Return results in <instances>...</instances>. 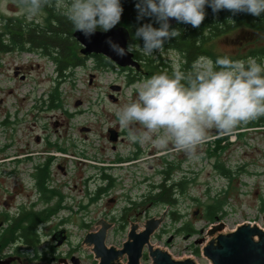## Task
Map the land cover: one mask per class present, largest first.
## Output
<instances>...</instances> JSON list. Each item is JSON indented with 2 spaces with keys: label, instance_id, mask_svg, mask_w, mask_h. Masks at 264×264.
<instances>
[{
  "label": "rangeland",
  "instance_id": "obj_1",
  "mask_svg": "<svg viewBox=\"0 0 264 264\" xmlns=\"http://www.w3.org/2000/svg\"><path fill=\"white\" fill-rule=\"evenodd\" d=\"M0 17L36 23L43 19L40 12L27 17L15 0H0ZM251 38L233 34L220 41L215 51L238 60L246 59L248 49L264 46V33ZM135 52L139 51L134 49L132 53ZM154 56L170 65L167 72L181 70L180 56L176 53L161 50L154 52ZM0 64V213L8 211L17 221L24 214L57 206L59 200L46 205L35 187L36 166H44L48 159H52L48 189L64 197L62 209L37 228L38 243L33 247L10 244L6 255L19 249L18 254L34 264H49L39 263L36 255L47 259L71 255L79 264H98L92 248L79 243L88 233L98 230L94 224L106 215L122 218L131 203L142 201L146 204L141 209L131 208L133 217L127 218L129 223L125 227L119 222L114 228L106 241L108 248L122 249L132 224L143 229L146 221L165 213V221L151 238V245L175 261L189 259L195 264H211L202 255L203 246L196 242L210 241L207 232L213 225H224L221 234L231 233L244 224L264 229V127L239 131L245 132L241 138L235 131L230 136L218 135L198 147L195 159L189 160L184 153L161 154L150 143H130L119 128L115 113L135 98V92L131 89L133 84H128L127 72L117 66L113 70H96L93 62L88 61L83 68L74 70L59 86L62 108L50 110L48 96L58 80L50 60L34 52H15L5 55ZM142 73V79L152 76L143 68ZM113 86L121 87V91L113 92ZM77 103L80 105L76 106ZM210 132L215 135L214 129ZM116 133L113 142L111 136ZM59 147L64 150H58ZM116 163L123 166L110 171L109 165ZM166 163L174 165L173 183L189 182L185 196L177 195L174 209L167 205L146 209L151 186L162 184L159 172L166 169ZM101 164L106 167H100ZM219 164L231 171L230 178L220 174L216 168ZM104 171L116 178L119 188L112 194L114 198L92 202ZM157 191L154 189V193ZM127 196L132 200L130 204L126 203ZM112 199H116L113 204ZM216 201L224 206L217 214L220 219L210 223L206 207ZM173 212L181 217L178 221L172 220ZM185 225H190L197 234L191 236L182 230ZM59 227L67 231L68 241L56 248L51 236ZM121 262L126 264L127 257ZM141 264H152L147 250Z\"/></svg>",
  "mask_w": 264,
  "mask_h": 264
},
{
  "label": "clouds",
  "instance_id": "obj_2",
  "mask_svg": "<svg viewBox=\"0 0 264 264\" xmlns=\"http://www.w3.org/2000/svg\"><path fill=\"white\" fill-rule=\"evenodd\" d=\"M18 3L31 18L39 14L44 0ZM206 6L213 13L264 14V0H137V19L153 18L159 27L145 23L136 29L134 39L142 40V47L130 44L125 49L111 40L109 47L120 57L137 49L142 56L155 58L154 52L181 34L171 28L169 20L198 28ZM122 12L121 0H68L62 10L74 32L85 37L97 30L108 32L120 22ZM131 89L135 98L115 113L126 139L150 143L161 154L184 153L191 160L197 158V149L204 143L218 135L230 136L238 126L264 117V60L199 56L187 70L153 74ZM213 129L215 135L210 132Z\"/></svg>",
  "mask_w": 264,
  "mask_h": 264
},
{
  "label": "trees",
  "instance_id": "obj_3",
  "mask_svg": "<svg viewBox=\"0 0 264 264\" xmlns=\"http://www.w3.org/2000/svg\"><path fill=\"white\" fill-rule=\"evenodd\" d=\"M18 2V0H15ZM68 0H44L43 7L40 11L43 19L40 23L34 21L28 22L23 18H5L0 17V62L5 55L11 53L34 52L39 54L44 59L50 60L55 65L56 73L58 74L57 86L48 96V108L50 110H58L62 108V96L59 93V86L65 82V79L78 68H83L88 61H92L96 70H113V63L108 61L101 55L84 56L81 53V46L75 40L74 30L70 22L62 14V10L67 6ZM137 0H121L123 12L120 22L117 26L124 27L129 32V45H140L142 40L134 39L135 31L138 27L145 23H152L153 27H159L154 22L153 18H144L138 20V12L136 9ZM231 20L232 22H230ZM173 29L180 31V35L175 39L168 40L162 50L174 52L180 56L181 70H187L192 62L199 56H207L215 60L218 56L226 54L217 53V44L231 37L233 34L247 35L248 38L254 39L255 34L264 33V14L260 17H254L246 13L233 15L228 10H221L218 13H213L210 8L205 7V19L198 28H193L191 25L177 23L171 26ZM251 38V39H252ZM128 45V46H129ZM135 58L140 63V69L125 68L122 72L128 74V84H134L143 78L142 68L148 72V75L159 74L171 70L170 65L165 64L159 58L144 57L139 52L134 53ZM248 57H256L259 60H264V46H253L248 49ZM230 59L238 60L233 56L227 55ZM1 66V64H0ZM169 73V72H167ZM171 74V72L169 73ZM43 104L46 102L43 101ZM72 116V115H70ZM7 123V122H6ZM259 127H264V117H260L255 121H250L237 127L235 132L241 138L244 133L242 130H250ZM58 147V146H57ZM58 150H64L58 148ZM211 155V154H210ZM165 170L159 172L163 178L162 184L156 186L158 193L154 195V200L158 204L175 205V198L182 194L185 196L186 186L189 182L183 181L173 183L174 165L166 163ZM51 163L47 161L44 166H36L35 172V187L38 189V194L41 200L49 205L52 201H58L54 208H46L39 213L24 214L20 220H13L11 226L0 237V252L7 246L14 243L16 233H21L26 237V244L33 247L38 243V238L35 235V228L39 223H46L52 216L56 215L61 207L64 197L58 191L48 189L50 185V169ZM220 174L224 178H230L231 171L225 169L223 165L216 166ZM185 180V179H184ZM180 187V189H178ZM180 190V192H179ZM102 190L97 189L96 196L92 202L100 199ZM177 191L179 192L177 194ZM146 204V201L136 204L133 210H138ZM224 204L218 201L214 205L206 207V219L210 223H215L220 218L217 217L219 211L222 210ZM175 208V207H174ZM132 209H125L123 219L127 224V218L130 216ZM172 220L178 221L181 217L173 212L170 214ZM190 233L191 236L197 232L190 226L185 225L182 229ZM27 235V236H25ZM30 236V237H29ZM198 253V252H197Z\"/></svg>",
  "mask_w": 264,
  "mask_h": 264
},
{
  "label": "water",
  "instance_id": "obj_4",
  "mask_svg": "<svg viewBox=\"0 0 264 264\" xmlns=\"http://www.w3.org/2000/svg\"><path fill=\"white\" fill-rule=\"evenodd\" d=\"M177 23L175 19L169 20L170 26ZM73 36L81 46V53L86 57L101 55L120 69H140V63L136 60L134 53H126L120 57L115 55L109 47L108 41L111 40L120 47L127 49L130 36L124 27L116 25L106 33L97 30L89 37H85L81 32L76 31ZM18 75L19 72L16 71L15 77ZM111 90L118 93L121 91V87L113 86ZM110 98L116 101L113 95ZM78 105L80 104L77 103L76 106ZM116 137L117 134L112 135L111 140L115 142ZM164 221L165 213L157 219L153 218L146 221L143 224V229L132 224L122 249H117L106 246L108 232L112 225L101 219L94 224L99 228L98 231L88 233L79 244L92 248L90 251L98 264H123L121 259L124 256L127 257L126 264H141L145 250H147V256L152 264H195L189 259L175 261L168 253L151 245V238ZM223 228V224L213 225L207 232V236L211 237V240L205 243V239H200L196 242V245H204L202 255L205 259L211 264H264V229L256 225L244 224L231 233L221 234ZM58 243L61 245L62 241H58ZM74 264H79V261L74 260Z\"/></svg>",
  "mask_w": 264,
  "mask_h": 264
},
{
  "label": "flooded vegetation",
  "instance_id": "obj_5",
  "mask_svg": "<svg viewBox=\"0 0 264 264\" xmlns=\"http://www.w3.org/2000/svg\"><path fill=\"white\" fill-rule=\"evenodd\" d=\"M137 61H139V60H137ZM139 62H141V61H139ZM47 161H50V159H48ZM51 162H52V159H51L50 163ZM100 182H101V184H100V186L98 188V189L102 190L101 193H100V200L102 198L106 197V196H109L111 193H115L116 190L119 188V184L117 183V181L113 177H111L110 175H107L105 171L102 172V174L100 176ZM173 182H176V181H173ZM151 189L152 190L150 191L149 195H147L148 196L147 198H148L149 201H148L146 209L153 208V206L163 205V204H158V202H156L154 200V198H153L154 195L156 193H158V191L156 193H154L153 186H151ZM178 189H180V187ZM36 191H38L37 188H36ZM179 192H180V190H179ZM179 192H177V193H179ZM127 199L128 200H127L126 203L130 204V202H132L131 198L128 197ZM175 200H176L175 201V205L177 206L178 200H177V198H175ZM115 201H116V199H112L110 202H111V204H113L112 202H115ZM136 204H138V203H135V202L131 203V206L133 208H135ZM110 205H108V206H110ZM167 206L172 208V209H174V207H175L172 204H169ZM132 207H130V208H132ZM109 215L112 216V214H109ZM111 216H107L106 215L104 217V220L107 223L112 225V228L109 230V234L107 236V239L110 236V234H112V231L114 230V228L116 226L120 225L119 222L123 223L121 227H123V226L125 227L127 225L126 222L124 221L123 217L122 218L121 217L120 218L119 217L116 218V217H113V216L111 217ZM130 217H133V216L131 215ZM13 220L14 219L11 218L10 214L8 213V211L0 213V237L11 226V223H12ZM127 223H129L128 220H127ZM38 225L35 228V235L37 236L38 241H39V231H38L37 228H40V227H42L45 224L39 223ZM25 236H27V235H25ZM15 238H16L15 241H14L15 244L21 243L23 246H28L29 247V245L26 244V242H27L26 239L27 238L22 236V234L20 232L16 233V237ZM51 238H52L53 242L57 243V245L55 247L59 248V247H61L62 245H64L68 241L67 231L65 229H62L61 227H59V228H57V229H55L53 231ZM58 241H62V244L59 245ZM63 242H65V243H63ZM8 247H6L2 252H0V264H34V262H31L30 260H27L25 256L24 257L20 256L21 254L20 255L18 254V250L19 249L17 251H15V252H12L11 254L9 253V254L6 255L5 251L8 249ZM53 251L54 250H51V254L54 253ZM36 256L37 257L35 259L39 260V263H41V262L42 263L43 262H48L49 264L50 263L51 264H58V263H60V264H70V263H74L73 256H71V255H69V256H67L65 258H59V259L56 258V257H52V258H48L47 259V257L41 256V255H36ZM69 259H70V262H69Z\"/></svg>",
  "mask_w": 264,
  "mask_h": 264
},
{
  "label": "built area",
  "instance_id": "obj_6",
  "mask_svg": "<svg viewBox=\"0 0 264 264\" xmlns=\"http://www.w3.org/2000/svg\"><path fill=\"white\" fill-rule=\"evenodd\" d=\"M106 167V165L105 164H101V166L100 167ZM123 165H120V163H116L115 165H113V164H111V165H109V168H111L110 169V171H112V170H114L115 168H119V167H122ZM115 167V168H114ZM111 174V173H110ZM101 176V175H100ZM111 177H113V175H110ZM115 180H116V178L115 177H113ZM117 181V180H116ZM112 194L113 193H111L109 196H112ZM109 196H106V197H109ZM113 197V196H112ZM114 198V197H113ZM260 227V226H259ZM261 228V227H260ZM261 229H263V228H261Z\"/></svg>",
  "mask_w": 264,
  "mask_h": 264
},
{
  "label": "bare ground",
  "instance_id": "obj_7",
  "mask_svg": "<svg viewBox=\"0 0 264 264\" xmlns=\"http://www.w3.org/2000/svg\"><path fill=\"white\" fill-rule=\"evenodd\" d=\"M237 232H238V231H237ZM223 233H226V230H225Z\"/></svg>",
  "mask_w": 264,
  "mask_h": 264
}]
</instances>
